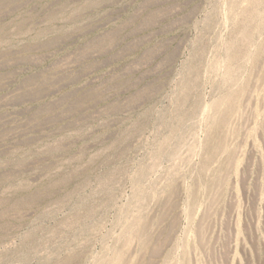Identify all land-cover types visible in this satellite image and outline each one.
I'll list each match as a JSON object with an SVG mask.
<instances>
[{"label": "rangeland", "instance_id": "obj_1", "mask_svg": "<svg viewBox=\"0 0 264 264\" xmlns=\"http://www.w3.org/2000/svg\"><path fill=\"white\" fill-rule=\"evenodd\" d=\"M0 264H264V0H0Z\"/></svg>", "mask_w": 264, "mask_h": 264}]
</instances>
